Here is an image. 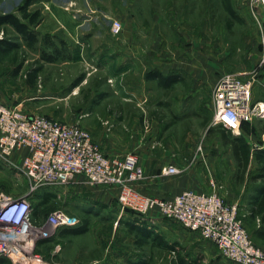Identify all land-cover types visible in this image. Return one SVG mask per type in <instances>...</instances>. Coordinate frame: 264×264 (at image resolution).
<instances>
[{
    "label": "rangeland",
    "instance_id": "374dc122",
    "mask_svg": "<svg viewBox=\"0 0 264 264\" xmlns=\"http://www.w3.org/2000/svg\"><path fill=\"white\" fill-rule=\"evenodd\" d=\"M22 1L0 0V11L16 13ZM160 3L166 6L156 9L164 23L162 31L157 34L160 38L148 40L146 37L145 41L143 35L150 36L151 33L136 34L143 45L153 41V46L156 42L158 49H165L167 64L144 66L150 70L161 69L163 75L180 77L181 80L171 89L164 90L151 80L145 85L146 96L135 99L127 95L125 99L121 88L134 93L128 86L142 75V64H120L112 51H106V55L104 50L102 58L99 55L92 58V54L88 55L84 50L81 57L73 61L43 63L38 61L37 44L31 49L22 46L18 52L0 60V102L9 107L21 103L23 111L30 115L40 114L66 123L77 122L89 131L91 137L92 132L86 126L87 118L95 126H103L102 122L106 120L108 127L116 126L123 137L128 133L127 141L123 140V144L127 143L128 153L132 152L139 136L140 148L145 152L150 149L155 157L146 159L148 163L153 165L161 155L167 154V161L179 168L178 173L167 175L168 178H174L192 166L194 172L207 180L208 191L201 192L216 191L224 201L236 204L243 227L253 239L251 229L255 222L247 218L244 204L254 186L250 175L256 163L251 158L244 178L238 179L231 146L222 144L220 129L211 124V94L221 74L245 71L253 80L252 104L261 100L258 102L264 105V17L259 18L262 20L259 25L252 16L249 0H230L236 14L234 18L225 11L223 0H160ZM69 6L64 8L67 10ZM261 10L264 14V5ZM135 12L141 23L148 17L143 5ZM94 15L97 24L111 25L112 14L103 18L97 10ZM228 19L232 23L230 26ZM17 65H21V69L15 74ZM38 66L41 71L36 81L30 83L26 73ZM135 103H139L140 108ZM96 104L100 107L97 113L100 117L90 110ZM261 109L251 121L240 126L238 133L246 138L252 149L264 148V106ZM117 147H120L119 143ZM11 158V162L17 163L21 155ZM142 179L133 186L146 194L137 185ZM92 186L105 185L80 181L51 189L56 197L42 208V218L55 209H62L77 217L76 225L84 218L89 219V230L63 236L58 228L53 244L58 251L49 261L59 264H126L143 257L149 264H179V250L188 264H237L223 257L211 243L155 211L150 212L152 215L148 221L138 218L139 225L159 234L164 241L174 243L177 251L159 248L149 240L136 243V235L124 223L133 216L127 217L117 197L109 204L86 199ZM27 187L26 178L11 164L0 160V191L19 196L27 191ZM109 187L116 188L118 194L117 187ZM32 196L31 199L37 198L36 194ZM91 207L95 212L86 215L84 210Z\"/></svg>",
    "mask_w": 264,
    "mask_h": 264
},
{
    "label": "built area",
    "instance_id": "2783aa9c",
    "mask_svg": "<svg viewBox=\"0 0 264 264\" xmlns=\"http://www.w3.org/2000/svg\"><path fill=\"white\" fill-rule=\"evenodd\" d=\"M249 3L253 18L261 25L264 0ZM121 27L120 21L112 19V34H118ZM247 74L226 72L217 79L211 94L213 126L238 134L241 123L251 121L262 110L260 102L252 104L253 80ZM13 155H21L19 162H11ZM0 160L11 164L28 183L27 191L19 196L0 191V259L7 258L9 264H59L36 252L35 244L53 236L62 226L76 225L78 219L55 209L42 222L36 221L32 218L31 197L41 190L66 185L78 176L91 185L117 187L122 210L130 209L144 217L155 211L199 233L234 263L264 264V247L255 244L244 229L236 204L226 203L216 191L186 189L166 198L143 194L133 186L144 176L137 155H105L89 131L77 122L30 115L20 104L9 107L0 102ZM162 172L172 175L179 168L168 164ZM57 251L55 247L52 253Z\"/></svg>",
    "mask_w": 264,
    "mask_h": 264
},
{
    "label": "crops",
    "instance_id": "0c3cea01",
    "mask_svg": "<svg viewBox=\"0 0 264 264\" xmlns=\"http://www.w3.org/2000/svg\"><path fill=\"white\" fill-rule=\"evenodd\" d=\"M67 5H70V8L66 10L64 6ZM140 5H143L144 9L148 11V17L145 18V20H142L143 23L139 22L141 20L135 12V10L140 8ZM161 7L166 6H163V4L160 3V0H31L29 4L30 11L39 10L41 13V18L38 24L34 27L38 32L39 37L40 34L41 36L50 35L59 40L65 41L67 45L71 47L70 51L72 59L68 61L80 58L84 50L88 55L92 54V58H95L96 55H99V57L102 58L103 55L101 53L104 50L105 53L106 51H112L117 56L118 63L120 64H142L143 66L146 64H149V66H152V64L163 65L168 62V54L165 53V49L163 50L161 47L158 49L156 42H154L153 46V41L150 44L147 43L148 45H143L142 41H140L136 34L138 32L151 33L150 36L143 35L145 41L146 37L150 38H148V40H156L160 38L157 34L162 31L164 23L159 14H157L156 9ZM97 10L102 13L103 18H107V15L112 14V19L120 21L122 25L120 33L112 34L110 25L97 24V21H94V13ZM128 11L131 13H128ZM96 18H98V16H96ZM106 55L108 54L106 53ZM150 68L152 69V67ZM148 70L150 69L144 66V71L142 72V75L137 78V82L134 83L135 85L130 84L128 86V88L134 93H131V91H124L121 88L120 92H122V97L124 96L123 98L126 99V96L128 95L135 97L136 99L137 97L146 96L148 94L145 87L147 83L151 82V80L145 78V73ZM159 70L162 72L161 69ZM237 73L243 74L247 72L239 71ZM19 104L21 105V103ZM261 104L262 103H260V106ZM135 106L140 108L141 105L135 103ZM90 110L92 113L100 117L99 114H97L100 112L98 104L90 107ZM87 116L89 115L87 114ZM91 117L94 120V116ZM102 124L103 126H95V124L91 125L88 118L86 121V126L89 127L92 132L93 141L100 146L101 151L109 157L123 156L128 153L127 143L123 144V140L127 141L128 139V133H125L126 136L123 137L121 131L120 134L117 132L116 126L110 129L106 120L105 122H102ZM110 124L112 126L114 125V123ZM140 141L141 139H139L138 136L134 142L135 145L132 152L137 155L140 163L144 162L141 166L144 168L145 176L141 182L137 183V185L146 194L153 197L166 198L186 189L208 191V186L206 184L207 180L205 177L203 179L200 174L194 172L192 166L182 174L174 178H168V176L162 172V169L168 164L175 165V163H169L167 161L168 155L163 154L164 156L161 155V158L157 163L151 165L146 159L152 160L155 157H153L150 149L145 152L140 148ZM118 143L120 147H117ZM19 157L20 156L17 155V158ZM80 181L83 182L84 180L82 177L78 176L77 178L75 177L72 183H78ZM77 190L79 191V189ZM89 190V195L86 196V199L89 198L91 200H98L99 202L109 204L113 198L117 197V191L114 187L92 186ZM247 197L245 198L244 210ZM150 215L152 214L149 213V215H146L145 219H150ZM254 222V227H257L259 220L255 219ZM186 230L195 236L201 237L199 233L195 231ZM203 240L214 245V243L209 240Z\"/></svg>",
    "mask_w": 264,
    "mask_h": 264
},
{
    "label": "trees",
    "instance_id": "16d2710c",
    "mask_svg": "<svg viewBox=\"0 0 264 264\" xmlns=\"http://www.w3.org/2000/svg\"><path fill=\"white\" fill-rule=\"evenodd\" d=\"M30 2L31 0H23L17 7L16 13L0 11V60L12 53L14 54L15 52H18L22 46L31 49L37 44L39 45V62L56 63L71 60V51L65 41L59 40L50 35H44L42 38L39 37V34L34 27L38 24L41 18V13L39 10L30 11ZM223 6L230 17H236L230 0H223ZM227 23L228 26L232 24L229 19L227 20ZM48 48L50 51L47 50ZM20 69L21 65H17L14 70L15 74H17ZM40 71V66L33 67L26 73V78L30 83H33L36 81ZM145 78L155 80L159 87L164 90L171 89L173 84L181 80L180 77L175 75H163L159 70L147 71L145 73ZM243 123L247 122H242L241 125ZM216 127L220 129L222 144L231 146L232 157L236 167V175L239 180L244 178L251 158H253L256 163V168L250 175V180L254 183V186L247 197L245 210L248 219L259 220L258 226L251 229V234L255 241L261 243L259 246L264 247V148L256 147L255 149H252L243 135L233 134L230 129L225 127ZM36 196V199H31V205L33 208L32 218L36 221L42 222L44 220V218H42V208L56 196L51 193V190H41L36 193ZM31 198H33V196ZM125 211L127 217L133 216L132 219L130 218L124 223L126 224L127 229L136 235V243L142 244L146 240H149L151 244L159 248L173 252L177 251V246H175L174 243L172 244L164 241L159 234L147 229L144 225H139L138 220L145 217L136 215L130 209H125ZM84 212H86V215H90L95 212V210L91 207L90 209L84 210ZM141 222L144 223L145 220H142ZM88 230L89 219L84 218L77 225L60 227L58 232L65 236L83 234ZM58 232L56 231L55 234H58ZM54 235L48 238L39 239L35 244V251L44 254L43 257L46 260H49L51 259L50 257L56 255V253H52L55 248L53 245L55 242ZM255 241L253 242L256 244ZM177 253L178 263L188 264V261L184 259V256L180 255L179 250ZM0 262L9 264L7 258L0 259ZM126 264H149V261L146 258L140 257L135 261H130Z\"/></svg>",
    "mask_w": 264,
    "mask_h": 264
},
{
    "label": "bare ground",
    "instance_id": "6f19581e",
    "mask_svg": "<svg viewBox=\"0 0 264 264\" xmlns=\"http://www.w3.org/2000/svg\"><path fill=\"white\" fill-rule=\"evenodd\" d=\"M263 106H264V105H263V103H262L260 107H263Z\"/></svg>",
    "mask_w": 264,
    "mask_h": 264
}]
</instances>
